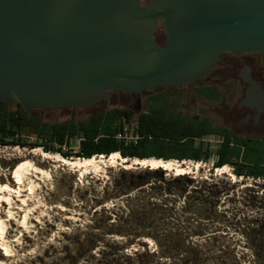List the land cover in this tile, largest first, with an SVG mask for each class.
Listing matches in <instances>:
<instances>
[{
    "label": "rangeland",
    "instance_id": "374dc122",
    "mask_svg": "<svg viewBox=\"0 0 264 264\" xmlns=\"http://www.w3.org/2000/svg\"><path fill=\"white\" fill-rule=\"evenodd\" d=\"M163 94L164 100L153 102L143 92L121 93L87 109L37 112L43 121L58 124L87 120L104 110H131V122L118 128L115 137L123 147L164 157L198 145L201 155L208 151L209 160L200 162L199 169L184 167L186 175L123 169L120 163L81 174L52 162L58 154L45 152L52 160L44 159L41 148L28 146L33 139H24L25 147L0 146V185L17 191L0 204V264H264V178L238 177L231 165L222 166L225 173L217 172L221 167L211 165L220 146L215 137L179 141L171 130L141 137L136 119L141 113L152 115L162 108L164 118L192 126L187 118L173 115L193 116L202 109L188 90ZM204 116L215 127L221 123L217 110ZM128 131L136 141L118 138ZM252 149L250 164L264 165V147L250 146L241 153L248 156ZM64 151L71 157L66 159H80L75 143ZM22 161L47 175L28 172L21 187L16 185L12 173Z\"/></svg>",
    "mask_w": 264,
    "mask_h": 264
},
{
    "label": "water",
    "instance_id": "95a60500",
    "mask_svg": "<svg viewBox=\"0 0 264 264\" xmlns=\"http://www.w3.org/2000/svg\"><path fill=\"white\" fill-rule=\"evenodd\" d=\"M224 53L264 55V0H0V103L25 112L183 87Z\"/></svg>",
    "mask_w": 264,
    "mask_h": 264
},
{
    "label": "trees",
    "instance_id": "16d2710c",
    "mask_svg": "<svg viewBox=\"0 0 264 264\" xmlns=\"http://www.w3.org/2000/svg\"><path fill=\"white\" fill-rule=\"evenodd\" d=\"M154 101H158V99L155 98ZM133 115L134 113L128 109H111L94 114L87 120H68L64 123L51 124L43 121L41 114L37 111L25 112L20 105L12 108L0 103V146L25 147L24 139H33L28 144L30 148H41L46 153H55L63 158H71L64 150L75 143L78 150L75 156L80 159L117 153L123 158H136L139 160L148 158L179 162L183 160L207 162L209 160L207 150H204L202 154L204 158H202L201 145H198L195 150L186 149L182 153L165 157L149 155L130 147L131 145L123 147L122 142L120 144L115 139L117 129L130 123ZM136 119L141 137L148 133L166 135L170 130L173 135L181 138L179 141H183L188 137L197 139L205 134L223 136L225 143L217 149L215 153L216 160L211 164L212 167L216 169L224 165H231L233 166V172L238 177L264 178V165H253L249 161V157H255V149L250 150L248 156L241 153L243 142L236 140V146H231L229 145L231 142L230 137L223 132L212 128L203 129L202 126L198 127L195 124H192V126L175 124L170 118L163 117L162 108L154 111L152 115L141 113ZM166 128L169 130H166ZM183 144L184 142H182ZM245 149H249V147ZM235 161H239L240 164L235 163Z\"/></svg>",
    "mask_w": 264,
    "mask_h": 264
},
{
    "label": "flooded vegetation",
    "instance_id": "af4514ba",
    "mask_svg": "<svg viewBox=\"0 0 264 264\" xmlns=\"http://www.w3.org/2000/svg\"><path fill=\"white\" fill-rule=\"evenodd\" d=\"M161 34V32H159ZM158 34V33H157ZM157 39V37H156ZM163 43L164 37L157 39ZM259 88L258 101L248 100L256 90L251 85ZM188 90L196 101L202 103L193 116L184 117L176 113L173 116L187 118L195 126L203 129L212 128L225 133L230 137L231 146H236L235 141L243 142L241 149L246 147H264V55L251 53L233 56L229 53L221 54L215 62L209 76L205 79L188 84L183 87L157 88L150 92H143L154 99L164 100V92L168 89ZM121 93H112L111 101L116 100ZM151 101V103H152ZM219 107L212 108L213 103ZM221 121L217 127L213 126L206 114L216 112ZM106 111V110H104ZM202 137L217 138L219 144L225 143V138L218 134H205ZM203 141V138L196 139ZM202 158L203 155H202Z\"/></svg>",
    "mask_w": 264,
    "mask_h": 264
},
{
    "label": "bare ground",
    "instance_id": "6f19581e",
    "mask_svg": "<svg viewBox=\"0 0 264 264\" xmlns=\"http://www.w3.org/2000/svg\"><path fill=\"white\" fill-rule=\"evenodd\" d=\"M55 155V154H54ZM41 156L44 159L52 160V162H61L63 166H67L70 169L79 172L81 174H85L87 171H95L98 170V168L101 166H113L114 164H119L123 169H134L135 167L139 168H149L151 170L161 169L163 171H172L175 172V175H186L187 172H185V166L190 164V166H193L194 170H197L200 168L201 163L195 162L192 163L191 161L183 160L181 162L176 160H168L163 161L161 159H127L123 158L117 153H111L110 155L103 157H89V158H83V159H66L59 156H54L52 159L50 156H48L45 152L41 154ZM100 169V168H99ZM227 167H221V169L216 170L220 173H225ZM188 170V169H187ZM28 172H34L37 176L38 175H47L46 172L42 171L41 169L37 167H32L28 162L22 161L20 162L14 169L12 173V178L16 185L20 186L23 183V177L25 175H29ZM80 175V174H79ZM37 178V177H35ZM38 179V178H37ZM21 187V186H20ZM10 193H17V191L12 190L7 185H0V204L1 203H8V196ZM19 197V196H18ZM4 233L3 226L0 224V239L2 238Z\"/></svg>",
    "mask_w": 264,
    "mask_h": 264
},
{
    "label": "built area",
    "instance_id": "2783aa9c",
    "mask_svg": "<svg viewBox=\"0 0 264 264\" xmlns=\"http://www.w3.org/2000/svg\"><path fill=\"white\" fill-rule=\"evenodd\" d=\"M132 133V132H131ZM129 131L123 134H120V136L118 138H120V140L125 141V142H134L136 141V136L132 135Z\"/></svg>",
    "mask_w": 264,
    "mask_h": 264
},
{
    "label": "crops",
    "instance_id": "0c3cea01",
    "mask_svg": "<svg viewBox=\"0 0 264 264\" xmlns=\"http://www.w3.org/2000/svg\"><path fill=\"white\" fill-rule=\"evenodd\" d=\"M149 159V158H148Z\"/></svg>",
    "mask_w": 264,
    "mask_h": 264
}]
</instances>
